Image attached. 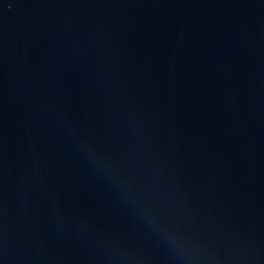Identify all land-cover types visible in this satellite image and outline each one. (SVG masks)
Returning <instances> with one entry per match:
<instances>
[{
  "label": "water",
  "instance_id": "water-1",
  "mask_svg": "<svg viewBox=\"0 0 264 264\" xmlns=\"http://www.w3.org/2000/svg\"><path fill=\"white\" fill-rule=\"evenodd\" d=\"M248 0H0V264H251Z\"/></svg>",
  "mask_w": 264,
  "mask_h": 264
}]
</instances>
